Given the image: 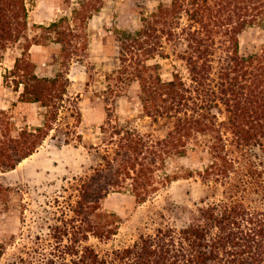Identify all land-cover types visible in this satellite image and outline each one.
<instances>
[{"label":"rangeland","instance_id":"rangeland-1","mask_svg":"<svg viewBox=\"0 0 264 264\" xmlns=\"http://www.w3.org/2000/svg\"><path fill=\"white\" fill-rule=\"evenodd\" d=\"M24 1L27 28L18 39L0 43V110L5 114L0 115V148L14 144L26 131L35 132L38 141L44 140L14 169L0 166V264H85L90 261V250L112 260L115 250L130 247L142 237L188 226L193 213L208 204L231 197L243 199L248 206L262 204L261 190L245 186L240 170L231 175L229 183L207 181L202 174L209 163L207 157L171 155L153 167L148 184L152 192L145 201H137L134 181L128 178L108 194L102 192L96 202L98 209L85 215L89 217L86 224V217L77 214L82 185L90 182L95 189L108 188L105 176L109 166L117 164L114 160L123 152L126 139L141 136L152 144L173 129V119L147 114L134 70L127 71L119 59L121 42L110 39L122 38L119 32L143 28V18L151 17L171 0H101L92 2L96 7L87 11H83L84 0ZM76 10L82 13L75 21ZM183 16L180 26L190 22L185 13ZM53 22L60 23L57 31L47 32L43 27ZM68 26L73 30L69 39H73L70 47L75 53L63 64L59 54L63 44L56 41L61 37L57 32L70 34ZM161 41L163 46L148 64L159 66L164 81L180 76L191 84L185 58L187 41L166 37ZM107 43L111 49L107 50ZM262 46L264 20L258 19L241 34L240 52L248 54ZM21 58L30 64L15 71ZM29 73L38 78L61 74L54 107L29 102L30 95L22 97L25 78L21 75ZM48 110H52L53 119L46 126ZM214 111L220 121L228 119L225 110ZM223 131L232 156L245 160L241 157L244 150H237L230 130ZM248 150L252 160L263 161L259 168L264 170L260 147ZM206 151H202L204 156ZM142 160L140 156L131 175ZM176 174L178 179L167 180ZM101 212H114L118 218L100 216ZM107 231H112L110 238ZM82 255L86 260L81 262Z\"/></svg>","mask_w":264,"mask_h":264},{"label":"trees","instance_id":"trees-1","mask_svg":"<svg viewBox=\"0 0 264 264\" xmlns=\"http://www.w3.org/2000/svg\"><path fill=\"white\" fill-rule=\"evenodd\" d=\"M96 1L101 0H84L83 11L94 7L92 2ZM81 13V10L75 11V21ZM184 13L190 22L180 26ZM26 19L24 0H0V43L18 39L21 31L27 28ZM258 19L264 20V0H171L169 5L159 6L151 17L143 18V28L133 33L117 30L122 38L110 37L121 42L123 49L119 59L127 71L134 70L147 114L173 119V129L152 144L141 136L126 139L123 152L118 153L114 160L117 164L110 165L105 176L108 188L100 190L90 182L83 184L77 214H93L98 209L96 202L102 192L108 194L128 178L134 181L132 190L137 201H145L146 195L152 192L148 184L153 167L165 162L167 156L187 154L196 159H209L202 173L207 181L221 179L229 183L231 175L240 170L245 186L257 187L254 189L256 192L261 190L262 204L248 206L243 199L234 197L211 203L195 211L192 222L184 228L161 229L154 236L142 237L130 247L115 250L112 260L101 258L90 250V261L82 255L81 262L264 264V170L259 168L263 161L252 160L253 154L248 150L259 146L264 154V46L248 54L240 52L241 34ZM59 25L53 22L40 27L54 32ZM67 29L70 34L60 30L57 33L61 37L56 40L63 44L59 50L63 64L75 53L70 47L73 39H69L73 30L70 26ZM165 37L173 41H187L185 58L192 76L191 84H186L180 76L164 81L158 72L159 66L148 64L149 58L159 53L163 46L161 39ZM111 47L107 43V50ZM29 64L26 58H21L14 69L24 70ZM21 77L25 78L22 97L30 95L27 101L42 102L47 108L54 107L55 94L61 86V74L55 78H38L30 73ZM65 79L68 80L67 76ZM214 110H225L228 119L220 121ZM0 115L5 116L1 110ZM52 119V110H48L45 125L48 126ZM224 128H228L233 135L237 150H244L241 157L245 160H239L230 153L223 136ZM20 136L21 139L14 144L5 143L0 148L1 167L14 169L44 140L38 141L35 132L26 131ZM202 151H206L205 156ZM232 153L234 155V151ZM140 156L143 160L138 164L136 174L131 175L130 170L135 171ZM178 178V174L167 176L170 181ZM100 216L118 218L114 212H101ZM85 217L86 223L89 217ZM111 233L107 231V237Z\"/></svg>","mask_w":264,"mask_h":264},{"label":"crops","instance_id":"crops-1","mask_svg":"<svg viewBox=\"0 0 264 264\" xmlns=\"http://www.w3.org/2000/svg\"><path fill=\"white\" fill-rule=\"evenodd\" d=\"M45 64H46V65L48 64L47 67L52 66L51 63H48V62H45ZM49 75L54 76V74L52 75V73H49Z\"/></svg>","mask_w":264,"mask_h":264}]
</instances>
